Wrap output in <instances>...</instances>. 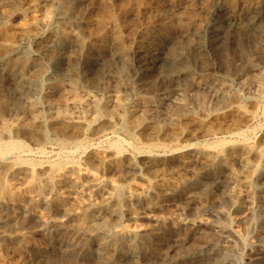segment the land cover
Here are the masks:
<instances>
[{
    "label": "rangeland",
    "instance_id": "1",
    "mask_svg": "<svg viewBox=\"0 0 264 264\" xmlns=\"http://www.w3.org/2000/svg\"><path fill=\"white\" fill-rule=\"evenodd\" d=\"M81 2L83 7L86 6L79 9L80 31L86 36L85 49L89 61L99 59L102 67L95 75L92 72L93 76L88 80L78 81L81 86L78 90L59 89V93L50 94L45 90L49 80L41 78L36 112L20 113L15 122V103L24 89L15 80L13 68L20 71L26 66L24 63L21 66L22 57L12 58L11 63L0 66V119L13 122L15 127L30 123L35 127L32 132L13 131L10 139L3 138V141L24 144L31 151L26 157L28 160L48 167L64 159V151L73 146L72 142L86 146L85 152L71 155L75 164L63 166L53 174L52 185L42 189V202L29 201L26 172L11 175L0 163V183L7 184V189L10 187L7 193L12 191L13 195L12 198L0 197V212L11 218L8 226L0 222V264H105L106 260L113 264H264L262 216L258 215L255 206L250 212L244 208L250 204L248 196L251 193L246 183L252 181L246 171L253 166H264V30L250 35L231 27L214 35L204 30L207 23L214 22L220 15L216 12L219 6L232 15L243 17L245 0ZM1 9L9 18L0 19V56L6 49L21 46V43L30 54L35 48L30 42L31 37L46 35L57 21L55 12L78 10V5L76 0H0ZM65 29H69L68 25ZM193 36L202 44L201 52L196 55V60L191 58L187 74L193 75L185 78L177 77L179 67L167 69L161 61L151 74H143L138 82L133 80V69L121 68L110 55L122 53L130 62L136 56L146 55L137 53V48L152 45L150 51H154L160 48L162 41L186 53L194 46ZM71 37L70 30L63 34L65 46L61 52L66 50ZM65 65L64 60L59 63V76L74 75ZM204 83L208 86L202 89ZM97 93L100 100L109 102L110 110L116 109L114 102L125 103L126 97L144 101L153 94L165 93L166 100L163 103L161 96L154 97L147 123L132 129L129 134L128 118L135 108L124 104L116 112L121 111L119 115L125 121L105 117L94 122L90 113H86L81 123L76 119L59 118L58 113L64 112L69 103L78 99L88 101ZM194 95L199 101L192 99ZM178 104H184L185 110L176 111L174 108ZM136 111L139 115V108ZM238 132L243 134L238 135ZM117 140L123 143L125 156L135 157L136 169L125 183L117 181L111 164H102L98 168L92 164L98 158L112 154L111 145ZM38 147L43 148L44 156L35 153ZM140 149L153 151L146 157L149 159L137 157ZM148 162L154 165V171L147 169ZM215 169L217 176L205 178V183L195 190L197 195L192 192L190 201L176 196L167 200L159 197L158 202L150 203L143 198L144 192L152 187L168 192L179 190L184 176ZM47 170L43 167L39 171L41 182L49 176ZM93 177L106 181V187L90 190L88 182ZM58 182L60 186H57ZM119 183L123 185L122 192L114 193L113 197L111 186ZM203 186L213 191L212 198L218 203L200 197L198 193L201 194ZM132 192L137 197L125 203V195ZM110 196L109 203L101 202ZM229 198L243 208L235 212ZM112 199L117 201L116 206L112 203L115 201H110ZM64 204L71 207V212H79L87 204L93 205L94 210L88 216L96 219L104 215L108 221L105 225L79 232L74 217L60 210L59 206ZM94 252L102 258H97Z\"/></svg>",
    "mask_w": 264,
    "mask_h": 264
},
{
    "label": "bare ground",
    "instance_id": "2",
    "mask_svg": "<svg viewBox=\"0 0 264 264\" xmlns=\"http://www.w3.org/2000/svg\"><path fill=\"white\" fill-rule=\"evenodd\" d=\"M82 1V0H81ZM79 0H76V3L78 5V10H73V11H66V12H55L56 13V22L55 24L48 30L46 35L41 38V36H32L30 42L34 44V50L33 52L29 54L25 48L21 46H12L8 49H6L3 54L0 56V66L5 65L9 62L10 59H15L17 57H22L21 66L24 63L26 66L25 70L17 71V69L13 68V74L14 78L17 82L20 83L21 87L24 89L22 93L18 94V101L15 103V108H14V114H13V120H17L18 115L20 113H23L25 111L32 113L36 112L37 107L36 101H37V94L39 93V87H40V82L41 78H47L49 80L48 84L45 86V90L47 93H54L55 91H58L60 89L63 90H69L74 91L78 90L79 88V83L78 81H84L88 80V78H91L93 75H95L102 67V61L99 59H96L95 61L92 62L89 61V57L86 51V45L84 43V40H86V36L81 34V22H80V16L79 15V9L85 8L83 7L82 2ZM70 2V1H69ZM221 4V3H220ZM87 5V4H86ZM225 5V4H224ZM214 6V5H213ZM14 8V7H13ZM76 8V7H75ZM216 12H220V15L213 20L214 22H209L207 23L205 27V32L209 33L210 35L217 34L221 30H223L226 27H231L235 28L237 30H240L248 35L254 34V33H259L261 30H264V0H245L244 3V14L243 17L239 18L235 15H232L231 13L227 12L222 6L217 7ZM6 9V8H3ZM10 9V8H9ZM31 9V8H30ZM47 9V7H46ZM77 9V8H76ZM11 10V9H10ZM82 10V9H81ZM202 10V9H201ZM224 10V11H223ZM212 13H215V8L211 9ZM210 11V12H211ZM51 12V11H50ZM86 12V11H85ZM159 12V11H158ZM34 13V12H33ZM234 13V12H233ZM52 14V13H50ZM83 14V13H82ZM53 15V14H52ZM11 17V16H10ZM9 18V15L4 12V10H0V19L5 20ZM11 19V18H10ZM9 20V19H8ZM193 21V20H192ZM206 23V22H205ZM1 25V23H0ZM68 25L69 29H65V27ZM197 25V24H196ZM2 27V26H1ZM6 27V26H5ZM190 27V26H189ZM196 29V28H195ZM27 30V28L25 29ZM43 30V29H42ZM70 30L72 37L70 40V44L67 45L66 50L64 52H61V50L64 48V42H63V34L66 33V31ZM198 30V29H197ZM196 30V31H197ZM40 31V30H39ZM262 32V31H261ZM183 33V32H182ZM196 33V32H195ZM239 33V32H238ZM42 34V33H41ZM70 34V32H69ZM32 35V34H31ZM153 35V34H152ZM187 36V35H186ZM22 37V36H21ZM161 37V36H160ZM159 37V38H160ZM194 37V46H192L191 50H188L186 53L182 52V49L175 50L174 48L166 44L164 41L161 42L160 48L150 51V48L152 45L147 46V47H141L137 48V53L140 54H145V56L139 55L136 56L133 60L130 62L126 61L122 53H111L110 55L112 56L113 60L122 68V67H129L130 69H133L134 74L131 72V74L135 75L133 76V80H137L138 82L141 81L140 77L143 74H147L148 72L153 71V68L155 65L161 61H164V66H167V69L172 68V70L176 67H179V72L177 74L178 78H182L187 75H193V74H187L188 68L190 66L191 58L195 57L196 60V55L201 52V45L199 43V40L196 42V37ZM29 38V37H28ZM155 38V37H154ZM163 38V36H162ZM167 38V37H164ZM169 38V37H168ZM199 38V37H198ZM214 38V37H213ZM212 38V39H213ZM88 39V38H87ZM17 40V39H16ZM24 40V39H23ZM28 40V39H27ZM160 40V39H159ZM166 40V39H165ZM168 40V39H167ZM186 40V39H185ZM188 40V39H187ZM18 41V40H17ZM189 41V40H188ZM21 42V41H20ZM87 42V41H85ZM219 42V41H218ZM18 43V42H17ZM152 43V42H151ZM188 42H186L187 44ZM24 44V42H23ZM189 44V43H188ZM214 44V43H213ZM158 46V45H157ZM174 46V45H173ZM188 46V45H187ZM186 46V47H187ZM153 47V46H152ZM211 48V47H209ZM134 49V48H133ZM152 49V48H151ZM187 49V48H186ZM206 51V49H204ZM212 51V50H211ZM248 53V52H247ZM206 54V53H205ZM109 55V56H110ZM132 55V54H131ZM92 56V55H91ZM134 56V55H133ZM203 56V55H201ZM199 56V57H201ZM204 57V56H203ZM95 58V57H92ZM64 60L67 67L72 71L74 75H65V77H61V74L59 76V70L57 67H59V63ZM201 60V59H200ZM205 60V59H204ZM12 61V60H11ZM18 61V60H16ZM15 61H13L14 63ZM115 62L113 64H115ZM194 62V61H192ZM245 62V61H244ZM11 63V62H9ZM256 63V62H255ZM260 63V62H259ZM64 64V63H63ZM65 65V66H66ZM18 66V65H17ZM20 66V67H21ZM192 66V65H191ZM19 67V66H18ZM194 67V66H193ZM8 68V67H7ZM11 68V66H10ZM61 68V67H60ZM59 68V69H60ZM128 68V69H129ZM9 69V68H8ZM129 69V70H130ZM178 69V68H177ZM4 70V69H3ZM19 70V69H18ZM67 70V69H66ZM171 70V69H170ZM232 70V69H231ZM238 70V69H237ZM5 71V70H4ZM61 71V70H60ZM100 71V70H99ZM132 71V70H131ZM193 71V70H192ZM25 72H28L27 75ZM68 72V71H67ZM93 72V75H92ZM166 72V71H165ZM191 72V71H190ZM189 72V73H190ZM8 73V72H7ZM130 73V72H129ZM168 73V72H167ZM166 73V74H167ZM175 73V72H174ZM193 73V72H192ZM161 74V73H160ZM149 75H147L148 77ZM12 77V76H11ZM192 77V76H191ZM250 77V76H248ZM146 78V77H145ZM213 79V78H212ZM132 80V79H131ZM210 80V79H209ZM130 81V79L128 80ZM144 81V79H142ZM204 81V80H203ZM215 81V80H214ZM213 81V82H214ZM134 82V81H133ZM212 83V80L210 81ZM220 82V81H219ZM257 82V81H256ZM135 83V82H134ZM146 83V82H145ZM143 83V84H145ZM202 83V82H201ZM215 83V82H214ZM218 83V82H217ZM200 84V83H199ZM234 84V83H233ZM253 84V82L251 83ZM259 84V83H257ZM44 85V84H43ZM210 85V84H209ZM214 85V84H213ZM145 86V85H144ZM202 89L207 87L208 84L204 83L202 85ZM238 86V84H237ZM1 87V86H0ZM42 87V86H41ZM81 87V86H80ZM83 87V86H82ZM115 87V86H114ZM140 87V86H139ZM201 87V86H200ZM117 88V87H116ZM180 89H182L180 87ZM209 89V88H208ZM228 89V88H227ZM205 90V89H204ZM224 90V89H223ZM226 90V89H225ZM224 90V91H225ZM245 90V89H244ZM249 90V88H248ZM239 91V90H238ZM135 92V91H134ZM166 92V91H165ZM213 92V90H212ZM218 92V91H217ZM59 93V91H58ZM95 93V92H94ZM167 93V92H166ZM211 93V92H210ZM215 94V92H213ZM245 93V92H244ZM248 93V92H246ZM16 94V93H15ZM46 94V93H45ZM44 94V95H45ZM99 93L93 95L90 100H75L68 105L65 106V111L64 112H59V118L62 119H76L78 123H81V120L85 118L86 113H90L93 115V120L94 122L105 117H110L111 119H116L117 121H123V117L119 115V113L116 112V110L121 106H130L135 108V112H133V115L128 118L130 120V126L127 127V133L129 134L132 132V129L137 128L141 126L142 124L147 123V120L149 119L148 111L153 103L154 97L161 96L160 100L164 103L166 100V94H153L152 97H150L147 100H129L124 99L125 103H119V102H114V107L116 108L115 110H110L109 105L107 102H103L100 100L98 97ZM138 94V92H137ZM135 95V94H134ZM217 95V94H216ZM219 95V94H218ZM39 96V95H38ZM48 96V95H47ZM138 96V95H137ZM220 96V95H219ZM225 96H227L225 94ZM60 97V96H59ZM72 97V96H71ZM130 97V96H129ZM215 97V95L213 96ZM217 97V96H216ZM122 98V97H121ZM132 98V97H131ZM232 98V97H231ZM118 99V98H117ZM158 99V98H157ZM195 101H199L197 97L192 98ZM224 99V98H223ZM226 99V98H225ZM233 99V98H232ZM39 101V100H38ZM112 101V100H111ZM114 101V100H113ZM134 101V102H133ZM156 101V100H155ZM229 101V100H228ZM236 101V100H235ZM69 102V101H67ZM47 105L52 108V104L47 101ZM255 105V104H254ZM4 106V105H3ZM63 106V105H62ZM122 106V107H123ZM164 106V105H163ZM174 109L176 111H183L185 110L186 106L184 104H178L176 105ZM246 106V105H245ZM196 107V106H195ZM234 107V106H233ZM239 107V106H238ZM248 107V106H247ZM136 108H139L140 114L137 115ZM229 108V107H228ZM54 109V108H53ZM246 109V108H245ZM51 110V109H50ZM55 110V109H54ZM129 110V109H128ZM138 110V109H137ZM151 110V109H150ZM263 110V109H262ZM73 111V112H72ZM118 111V110H117ZM207 111V110H206ZM244 111V110H243ZM53 112V111H52ZM55 112V111H54ZM80 112V113H79ZM75 113L78 115L76 116ZM150 113V112H149ZM80 114L82 116H80ZM75 115V116H74ZM137 115V116H136ZM194 115V114H193ZM126 116V115H125ZM34 117V116H33ZM57 117V116H56ZM55 117V118H56ZM152 117V116H151ZM258 117V116H257ZM29 118V117H28ZM32 119V118H30ZM58 119V118H57ZM112 119V120H113ZM26 120V119H25ZM28 120V119H27ZM127 120V119H126ZM75 121V120H74ZM109 121V120H108ZM125 121V120H124ZM247 121V120H246ZM245 121V122H246ZM30 122V121H29ZM22 123V122H20ZM90 123V122H89ZM248 123V122H247ZM24 124V123H23ZM28 124V123H27ZM31 124V123H30ZM28 124V125H19L17 124L16 127L13 126V122L9 123L6 122L4 119H0V163L4 165L7 168V171L11 174L14 175L20 171L26 172V175L28 176V186L26 187V192L30 194L29 201H38L42 202L43 198H41L42 195V189L44 187H48L52 185L53 179L52 176L53 174L59 170L61 167L66 166L68 164H75L73 161L71 155L75 153H83L85 152L86 146L74 141L71 144L73 146H70L71 148L65 149L64 151V159L58 160V162L50 164V166H45L43 163H37L31 160H28L26 157L30 156L31 151L28 150V148L17 141H3V138L11 137V133L13 131L21 132V131H28L30 132L33 130L34 124ZM93 124V123H92ZM108 124V123H107ZM117 124V123H116ZM119 124V123H118ZM19 125V126H18ZM90 125V124H89ZM101 125V124H99ZM128 125V124H127ZM85 126V125H84ZM38 127V125H37ZM87 127V126H86ZM90 127V126H89ZM102 127V126H101ZM104 127V126H103ZM113 127V126H112ZM107 129V128H106ZM122 129V128H121ZM126 129V128H125ZM81 130V129H80ZM116 130V129H115ZM215 130V129H214ZM82 131V130H81ZM137 131V130H136ZM32 132V131H31ZM59 132V131H58ZM115 132V131H114ZM207 132V131H206ZM238 135H242L243 133L238 132ZM233 134V133H232ZM45 136V135H44ZM52 136V134H51ZM69 136V135H68ZM131 136V135H130ZM15 137V136H14ZM28 137V136H27ZM55 137V136H54ZM81 137V136H80ZM118 137V136H116ZM120 138V137H118ZM122 138V137H121ZM241 138V137H240ZM243 139L245 137H242ZM2 139V140H1ZM61 139V138H60ZM59 139V141H60ZM63 139V138H62ZM19 140V139H18ZM68 140V139H67ZM70 140V138H69ZM113 141V140H112ZM121 140H117L111 145V152L112 154L110 155H104L102 158H98L97 160L93 161L92 164L93 166L96 165L98 168L100 165L104 164H111L113 170H114V176L117 178V181L120 183H125L126 180H128V175L135 171L136 166L134 163V156H125V153L123 151V143L120 142ZM62 143V142H61ZM67 143V142H66ZM125 143V141H124ZM70 144V145H71ZM150 144V143H149ZM264 144V143H263ZM128 145V144H127ZM95 146V145H94ZM56 147V146H55ZM162 147V146H161ZM133 149V148H132ZM214 149V148H213ZM255 149V148H254ZM260 149V148H259ZM35 151V150H34ZM50 151V150H49ZM173 151V150H172ZM253 151V150H252ZM57 152V151H56ZM153 151H150L147 149L146 150H139L137 152V157H143L144 159H149L146 157H149V155L152 154ZM174 152V151H173ZM243 152V151H242ZM36 154L40 156L45 155V151L43 148L38 147L35 151ZM34 153V154H35ZM170 153V152H169ZM16 155V156H14ZM49 155V154H48ZM165 155V154H164ZM240 155V154H239ZM238 155V156H239ZM243 156V155H242ZM241 157V156H240ZM235 158V157H234ZM34 159V158H33ZM89 160V159H88ZM93 160V159H92ZM235 160H239L235 158ZM39 161V160H38ZM83 161V159H82ZM234 161V160H233ZM241 163V162H240ZM82 164V163H81ZM142 164V163H141ZM243 164V163H242ZM147 169H153L154 165L150 162H148ZM109 166V168H110ZM240 166V165H239ZM47 167L48 168V177L47 179L44 180V184L41 185V180L42 178H39V171L43 168ZM92 167V166H91ZM254 167V166H253ZM246 171L247 174H250V178L252 181L246 183L248 187H250V195L248 196L250 198V204H248L246 210L248 212L251 211V208L255 206L259 212V216L261 217L260 221L264 222V166L259 165ZM81 168V167H80ZM90 168V167H89ZM197 168V167H196ZM238 168V166H237ZM188 169V168H187ZM222 169V168H220ZM3 170V169H2ZM1 170V171H2ZM91 170V169H90ZM112 171V170H111ZM137 171V170H136ZM154 171V169L152 170ZM156 171V170H155ZM243 171V170H242ZM84 172V171H83ZM99 172V171H98ZM9 173H6L9 174ZM85 173V172H84ZM185 173V172H184ZM245 173V172H244ZM43 174V173H42ZM79 174V173H78ZM111 174V173H110ZM154 174V173H153ZM192 174V173H191ZM4 174V176H6ZM9 176V175H8ZM156 176V175H154ZM153 176V177H154ZM159 176V175H158ZM217 176V170H206V172H201V173H195L194 175L187 177L184 176L182 186L179 190H174V191H161L158 190L155 187L150 188L149 190H145L143 198L144 200H148L150 203H156L158 202L157 199L159 197L167 199H172L176 196H182L186 200H192L193 199V194L196 192L195 190L202 186L203 180L205 178H214ZM152 177V178H153ZM26 178V177H25ZM130 178V177H129ZM237 178V177H236ZM1 179V178H0ZM110 179V178H109ZM108 179V180H109ZM225 179V178H224ZM9 180V179H8ZM7 180V181H8ZM18 180V179H17ZM107 180V179H106ZM113 180V179H112ZM208 180V179H207ZM3 181V180H2ZM14 181V180H13ZM115 181V179H114ZM262 181V183L260 182ZM22 182V180H21ZM6 183V182H5ZM11 183V182H10ZM60 186V182H58ZM112 183V182H111ZM118 184L116 186H111V190L113 191V197L115 196L114 193L116 192H122L121 188L123 185ZM205 183V182H204ZM12 184V183H11ZM117 184V183H116ZM128 184V183H127ZM213 184V183H212ZM9 185V184H8ZM107 182L98 178H90L88 182V188L92 191H98L101 187H106ZM115 185V184H114ZM12 186V185H11ZM19 186V185H18ZM213 186V185H212ZM9 187V186H8ZM65 187V186H64ZM10 188V187H9ZM8 188V189H9ZM66 188V187H65ZM7 184L5 185L4 183H0V197H8L12 198L13 195L11 193H7ZM211 189V188H210ZM63 190V189H62ZM68 190V189H67ZM123 190V189H122ZM212 190V189H211ZM9 191V192H10ZM88 191V190H87ZM198 193L201 198L209 200L212 203H218L217 199L215 200L212 198L214 195H212L211 192L207 187L203 186V189ZM92 193V192H91ZM101 193V192H100ZM135 193H129L126 194L124 197L125 203H130L131 201H134L137 195H134ZM143 194V192H142ZM197 195V193H195ZM15 195V194H14ZM97 195V194H96ZM111 195V193H110ZM109 196V194H108ZM86 197V196H85ZM96 197V196H95ZM105 197V196H104ZM101 198V197H100ZM103 198V197H102ZM118 198V197H117ZM223 198V197H222ZM228 198V197H227ZM226 198V199H227ZM109 199H111V196L108 198H103L101 202L109 203ZM219 199V198H218ZM233 209L236 211H240L243 206L237 204V202H234L231 198H229ZM118 200V199H117ZM110 201H115L112 202L113 206L117 205L116 200H110ZM120 201V200H119ZM220 201V200H218ZM237 201V200H236ZM229 202V201H228ZM239 202V201H238ZM160 203V202H159ZM193 203V202H192ZM78 204V203H77ZM94 204V203H93ZM231 205V204H230ZM108 206V205H107ZM96 207V206H95ZM100 207V206H99ZM55 208V207H54ZM58 208V207H57ZM60 210L62 213L66 214L67 216H73L75 221H76V228L78 229L79 232L85 231L87 229L96 227L98 225L102 226L105 225L108 219L103 216L96 217V219L91 218L90 215L88 216V213L93 211V205L87 204L81 211L71 212V207L67 204L62 205L61 207L59 206ZM97 208V207H96ZM107 208V207H106ZM1 210V209H0ZM108 210V209H107ZM200 210V209H199ZM250 210V211H249ZM78 211V210H77ZM253 211V209H252ZM4 212V211H3ZM75 212V213H73ZM116 212V211H115ZM256 212V211H255ZM6 213V212H5ZM110 213V212H109ZM101 214V213H100ZM108 214V213H107ZM106 214V215H107ZM256 214V213H255ZM111 215V213H110ZM25 216V215H24ZM110 217V216H109ZM21 220V219H20ZM19 220V221H20ZM230 220V219H229ZM231 221V220H230ZM0 222L7 225L11 222V218L4 215L2 212H0ZM18 222V221H17ZM24 222V221H23ZM21 223V222H20ZM19 223V225H20ZM31 224V223H29ZM102 224V225H101ZM23 224L21 223V226ZM26 225V224H25ZM28 225V223H27ZM10 226V225H9ZM75 226V225H74ZM13 227V225H12ZM31 227V226H30ZM112 228V227H111ZM25 230V229H23ZM108 230V229H107ZM2 231V230H1ZM190 231V230H189ZM2 234V232H1ZM28 234V233H27ZM26 235V234H25ZM203 235V234H202ZM205 237V235H204ZM207 237V236H206ZM242 237V236H241ZM240 237V238H241ZM245 239V237H244ZM56 240V239H55ZM202 242V241H201ZM243 243V242H242ZM247 243V242H245ZM179 245V244H178ZM184 247V246H183ZM189 247V246H188ZM212 247V246H211ZM209 248V247H208ZM7 250V249H5ZM191 250V248H190ZM3 251V250H2ZM90 251V250H89ZM199 251V250H198ZM215 251V250H214ZM190 252V251H189ZM225 252V250H224ZM223 252V253H224ZM95 253V252H94ZM178 253V252H177ZM130 255V254H129ZM170 255V254H168ZM186 255V254H185ZM184 255V256H185ZM190 255V254H189ZM208 255V254H207ZM219 255V254H218ZM95 256L97 258H102L100 255L95 253ZM182 256V255H181ZM180 256V258H181ZM188 256V255H187ZM128 257V256H127ZM171 257V256H170ZM189 257V256H188ZM205 257V255H204ZM131 258V257H129ZM206 258L209 259V256ZM204 259V258H203ZM260 259V258H259ZM264 259V258H263ZM5 260V259H4ZM102 260V259H101ZM123 260V259H122ZM129 260V259H128ZM132 260V259H131ZM207 260V259H206ZM262 260V259H261ZM127 261V260H126ZM133 261V260H132ZM103 262V261H102ZM124 262V261H123ZM191 262V261H190ZM260 262V261H259ZM264 263V262H263ZM105 264H113L112 261L106 260ZM207 264V263H206ZM256 264V263H255Z\"/></svg>",
    "mask_w": 264,
    "mask_h": 264
}]
</instances>
